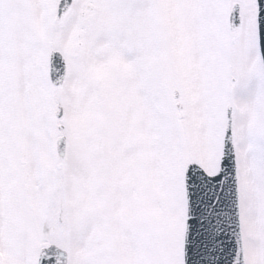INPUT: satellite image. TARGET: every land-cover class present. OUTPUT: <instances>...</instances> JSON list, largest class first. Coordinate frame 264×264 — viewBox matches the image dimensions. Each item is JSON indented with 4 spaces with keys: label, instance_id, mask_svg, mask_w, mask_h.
I'll return each mask as SVG.
<instances>
[{
    "label": "snow or ice",
    "instance_id": "obj_1",
    "mask_svg": "<svg viewBox=\"0 0 264 264\" xmlns=\"http://www.w3.org/2000/svg\"><path fill=\"white\" fill-rule=\"evenodd\" d=\"M0 264H264V0H0Z\"/></svg>",
    "mask_w": 264,
    "mask_h": 264
}]
</instances>
